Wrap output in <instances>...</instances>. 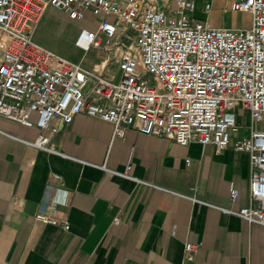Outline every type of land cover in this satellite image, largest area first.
<instances>
[{"label":"crops","instance_id":"obj_1","mask_svg":"<svg viewBox=\"0 0 264 264\" xmlns=\"http://www.w3.org/2000/svg\"><path fill=\"white\" fill-rule=\"evenodd\" d=\"M194 1L189 15L211 27H252L231 0ZM157 3L169 13L178 7ZM118 59L113 76L105 60L92 69L112 80ZM235 114L239 131L221 152L134 129L114 137L111 123L85 113L71 124L55 118L54 135L36 127V114L29 125L0 116V264H264V226L231 213L248 206L250 186L249 156L233 144L264 131V116ZM40 135L55 152L32 145ZM39 213L59 223L39 222ZM187 243L196 246L191 260Z\"/></svg>","mask_w":264,"mask_h":264},{"label":"built area","instance_id":"obj_2","mask_svg":"<svg viewBox=\"0 0 264 264\" xmlns=\"http://www.w3.org/2000/svg\"><path fill=\"white\" fill-rule=\"evenodd\" d=\"M175 1L177 10L169 13L157 0H0V116L29 125L36 114V127L54 135L55 118L71 124L85 113L111 123L114 137L134 129L181 146L229 148L239 131L237 108L253 121L264 116V0H231L232 11L252 15L248 29L211 27L189 15L194 0ZM51 6L74 21L91 15L76 45L84 54L119 51L116 78L35 41ZM32 145L55 152L45 135ZM233 149L249 156L250 186L248 206L231 213L264 226V131L252 128ZM230 193L237 198L236 189ZM35 218L59 223L45 213ZM195 250L185 245L189 260Z\"/></svg>","mask_w":264,"mask_h":264},{"label":"rangeland","instance_id":"obj_3","mask_svg":"<svg viewBox=\"0 0 264 264\" xmlns=\"http://www.w3.org/2000/svg\"><path fill=\"white\" fill-rule=\"evenodd\" d=\"M91 15L87 14L86 20L74 21L66 18L57 8L49 7L43 17V20L35 35V41L49 49L50 51L74 62H82V65L88 69H92L94 64L102 60L111 61L109 64V71L111 76L116 74V60L115 55H108L98 50H91L84 54V52L76 45L80 33L83 28H87L92 24ZM125 33L120 36V42ZM120 53V52H119ZM98 67V66H97Z\"/></svg>","mask_w":264,"mask_h":264},{"label":"bare ground","instance_id":"obj_4","mask_svg":"<svg viewBox=\"0 0 264 264\" xmlns=\"http://www.w3.org/2000/svg\"><path fill=\"white\" fill-rule=\"evenodd\" d=\"M96 69L98 70L99 68L96 66Z\"/></svg>","mask_w":264,"mask_h":264}]
</instances>
